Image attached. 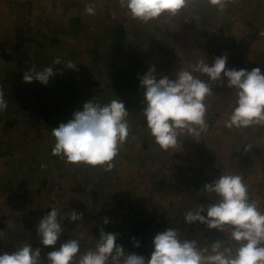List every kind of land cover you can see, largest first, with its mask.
Listing matches in <instances>:
<instances>
[{
  "label": "rangeland",
  "instance_id": "1",
  "mask_svg": "<svg viewBox=\"0 0 264 264\" xmlns=\"http://www.w3.org/2000/svg\"><path fill=\"white\" fill-rule=\"evenodd\" d=\"M4 0H0V18H3V22L0 23V28L5 27L8 20V14H12L10 11V7L8 4V0L6 1V5L4 6ZM11 1V0H10ZM27 1V0H26ZM30 2V6L27 7L26 14V23L27 26L34 31L35 36L43 35V43L45 46V50L49 53H60L64 50L65 47H69L73 38H69L67 40V35H60L61 41L54 44H49L50 38L53 33V29L56 27V22L49 18H43L42 16H51L53 18L61 17L63 14L69 18L70 16H75L80 13L83 19H90L93 21V18L96 20H101L100 25L103 24V19L106 18V8L102 7V11L104 13L102 17H97V11H95V15H87L84 12L85 6L88 4L94 5L95 2L100 3L101 6L103 0H76L79 3V6L75 4V0H28ZM118 2V0H116ZM66 7V10H64ZM211 8L209 15H204V11H207ZM254 7L249 4L247 0H235L234 3L229 4L224 11H219L213 7H210L206 2L199 3L195 6L190 5L189 7L182 10L175 17L169 18L168 16H162L159 20L150 21L146 27L143 28L144 31H141L137 34L139 30L135 29L136 25H128L131 29V34L128 36L127 45L129 50L132 51L134 49H141L144 52L141 54L140 63L145 64L146 61L150 66H155L158 68L160 72H156L157 79L162 75H166L169 79H173L174 75L178 73L181 69L191 70V66L197 63L200 60L205 59V62L211 65L213 59L216 57L211 45L209 43L211 33L216 34L217 26H225L224 21H226L225 17L229 16L232 20L231 24H226V32L229 35L236 34L237 37H240L244 34V29L246 26L244 23L248 21L252 26L251 30L255 29V26H263L264 25V11L262 14H258L256 7L252 11ZM4 10V11H2ZM108 12H112L110 17H116L114 11L121 17L128 18L126 15L125 9L121 8L120 5L108 6ZM122 11V14H121ZM234 13V16H230ZM238 15H241L243 19H237ZM28 17H31L34 23V27L30 25ZM25 16L23 17L24 21ZM47 22H50L49 24ZM224 23V24H223ZM138 25V24H137ZM225 26V27H226ZM248 27V26H247ZM224 29V28H223ZM256 32V31H254ZM213 36V35H212ZM89 37V36H87ZM95 39V36L93 35ZM155 40H159L165 46L163 48H159L156 44ZM105 41V40H104ZM103 42V39L101 40ZM52 48H51V47ZM242 49L241 46H239ZM257 50V49H256ZM147 52V53H146ZM80 54V53H79ZM247 51H244V56H246ZM223 55L222 53L219 54ZM85 52H81L80 61L68 58L67 61H71L73 63L83 62L85 59ZM76 57V56H75ZM218 57V56H217ZM249 56L245 57L248 58ZM4 63V59L0 57V65ZM37 71L42 70L44 68L43 64L39 65ZM66 67V66H65ZM112 65L104 66L105 71H110ZM73 70V69H71ZM70 71H65V69H60L59 75L63 78L70 74ZM156 71V70H155ZM264 72V68L261 70ZM194 75H200L199 73H193ZM99 81L98 87L104 89L105 91L113 90L114 95L123 93L122 89H118L115 91V82H111V79H107L104 77V74H100V76L95 78ZM126 79V77H125ZM200 79L207 81L208 78L205 74L200 75ZM12 78L3 79V82L0 84V91L4 93L5 99L9 100L11 111L7 112L6 110L0 111V140L4 141L3 144L0 145V217L9 224V226L13 227V232L18 235L13 243H17L18 241H24L33 235L30 234L31 230L28 228L26 224L27 221L36 219V226L39 220L46 215L42 213V208L44 205L48 203L47 196L45 193L50 194L51 201L49 204L52 208H56L57 210L63 209L61 212V216L64 218L60 221L61 227L63 228V232L60 237H65L63 235H67L69 237L75 236H85L83 234L88 233V214H85L84 211L87 208L81 206H77L73 204L76 199H84L87 203L86 207L91 206V198H87L82 196L75 189L72 188V185L75 181V176L79 177V173L76 170L77 165L65 163L61 158L54 156L51 154L52 148L54 146L55 140L52 136V128L57 127L61 122H67V118L70 116L64 113H61L66 107L70 108L72 111H66L67 114L71 113V118L74 109H77L81 103L76 99L75 102H69V99L57 100L54 101L55 104L48 106L43 103L41 99H36L34 101L25 102L23 100L22 94L25 90L31 91V83L37 82L33 80L32 82H24L22 77L17 79L16 83L12 82ZM226 82V78L224 83ZM223 83H213L212 84V95H209L205 104L207 106L206 112V122L208 128L206 131L202 132L198 138H194L182 134L178 138V144L175 149H181L191 157L198 156L200 160L212 157L209 160L208 165H200V179L197 186V189L190 187L187 182H179L180 186L177 187L176 190H167L163 192L164 187L159 185L156 189L153 190V196L161 194L164 195L163 199L168 197L178 196L181 197L184 194H188L187 196H183L181 198L182 202H187L184 206L183 203H179L178 208L181 210L184 209L186 211L195 210L197 207H194V201H198L201 199L211 198L214 202L215 196L203 194L200 190L203 188V179H211L210 177L217 173V178L220 176L219 173L224 174H236L242 177V180L245 179L240 173V169L238 165L242 161L240 157V153L246 154L248 151L245 150L246 145H251V151L257 156L252 160V166L248 168L249 171L246 172L248 181L254 180L255 184L251 188V196L250 200L256 201L259 207V210L264 213V158L263 163L260 164L261 158L264 157V126L253 125L250 127H242V128H226L224 126V122L228 119L231 111V104H227L224 107V99H221L219 94L213 90V86L222 87ZM31 87V88H30ZM111 88V89H109ZM79 92H82L81 88H78ZM20 92V93H19ZM128 96L132 100L128 103L124 102V105L128 111L136 110L137 103H141L142 107V94H138V90L131 91L130 88H127ZM222 92L225 93L224 90ZM98 93V92H96ZM7 97H6V95ZM104 94V93H103ZM120 96V95H119ZM221 99V105H220ZM66 103V104H65ZM37 105V106H33ZM224 107V108H223ZM74 110V111H73ZM139 110V109H138ZM38 112V118H35L34 115ZM9 115H14L13 119L9 118ZM128 121V120H127ZM30 122V123H28ZM134 124L133 121L130 122ZM130 124V125H131ZM140 129L142 130L141 125ZM138 126V127H139ZM27 130V132H25ZM147 132V131H146ZM149 134V132H147ZM45 136L44 138H40L38 135ZM52 136V138H49ZM198 140V141H197ZM129 139L126 140L124 145L127 143L129 145ZM185 141V143H184ZM139 142V141H138ZM136 142L135 148H138L139 143ZM134 143V142H133ZM123 145V146H124ZM150 151L146 153V157L142 161H138L133 158L131 155V151L128 153H121L118 155L115 160L117 163L114 164L110 173L107 174V177H110V181H114L115 173H120L122 175V179L120 182L114 183L111 188L114 190H121L129 181L131 180V175L135 172L138 179L142 181L144 184L145 175L150 169H153L159 162H163L167 160L168 155L173 149H168L167 151L161 150L160 147L155 143L149 146ZM153 149H157V153L153 152ZM30 153V158L26 159V156ZM28 157V156H27ZM231 157L234 159V163L230 160H226ZM34 158H37L36 163L33 164L32 169H30L27 174L23 173V168L28 169L26 166L28 162H33ZM52 159V163L49 166L48 177L46 181H43L41 178V171L38 167H42V164L46 163ZM259 158V162L257 159ZM225 161V163L222 162ZM177 162H180V159H176ZM204 161V160H202ZM114 163V162H113ZM260 164V166H259ZM39 165V166H38ZM219 166L220 170L217 172L215 167ZM222 169V170H221ZM167 171V175L165 177L166 181H170L175 183V171ZM240 173V174H239ZM9 178H13L12 183H9ZM22 178V179H20ZM251 182V181H250ZM58 185H62L60 188ZM189 191L194 192V199L189 194ZM260 195V196H259ZM262 195V196H261ZM200 197V198H195ZM116 199V198H114ZM175 200V199H174ZM65 203V204H64ZM156 208L153 211V217L155 221L162 220L163 212L167 213L168 208H162V205L159 202H152ZM174 205V204H173ZM99 206V205H98ZM150 207V206H149ZM151 208V207H150ZM172 209H174L172 207ZM75 210L77 213H83V217L81 221H70L66 218L67 213ZM145 211H149V208ZM97 212V210H96ZM146 212V213H147ZM143 213V214H142ZM141 214H137L138 221L142 224L145 220L143 211ZM183 213V211L181 212ZM179 213V214H181ZM179 214L177 217H179ZM64 215V216H63ZM100 214L99 216H101ZM185 215V213L183 214ZM170 220L173 219L174 214L169 215ZM154 221V220H153ZM166 222V221H165ZM202 228L200 230H188V235L192 236V238H196L195 235L201 234L203 235L201 240L204 242L202 247H209L211 244L217 239H223L227 245L235 246V242L227 239V234L224 232H220L216 229H212L214 231L212 233L213 238L211 240H206V230L208 228L201 224ZM165 227V225H163ZM211 230V229H210ZM79 233V234H78ZM0 238L2 240V247H5L6 244H12L10 241V236L1 232ZM149 238V237H148ZM186 239V236L183 237ZM9 244V245H10ZM15 250L14 248L5 250L4 252L11 253ZM3 252V253H4ZM0 254H2L0 252ZM46 255V254H45ZM45 256L41 257L42 261Z\"/></svg>",
  "mask_w": 264,
  "mask_h": 264
},
{
  "label": "clouds",
  "instance_id": "2",
  "mask_svg": "<svg viewBox=\"0 0 264 264\" xmlns=\"http://www.w3.org/2000/svg\"><path fill=\"white\" fill-rule=\"evenodd\" d=\"M202 2L224 11L235 0H118L130 19L145 24L165 15L175 17L190 5ZM95 11L94 5L85 6V14L95 15ZM226 62V54L215 57L211 65L203 59L192 65L190 71L181 69L173 79L166 75L157 79L155 66H150L139 77L143 97L141 113L146 119L149 134L161 150L175 149L182 134L196 140L207 130L205 100L213 94L212 84L224 83L225 78L226 86L235 89V100L224 126L229 129L264 126V73L259 67L250 71L229 69ZM58 64L76 68V63H62L59 57L53 61V65ZM53 68L46 66L37 71L33 66L23 72L22 79L47 85L54 75ZM193 73L205 74L208 80H202L200 75ZM7 107L4 93L0 91V111ZM128 116L129 112L119 98L106 104L93 99L85 101L82 110L74 111L71 119L52 128L55 143L51 154L65 163L99 166L104 171H111L119 147L129 135ZM250 149L251 145L245 146L246 151ZM200 191L214 194V202L199 204L195 210L187 211L184 222L202 223L209 229L224 232L235 246L217 239L210 248L200 247L195 240L181 239L177 228H167L153 236L150 256L145 258L135 252H127L116 243L117 234L101 228L92 249L81 252L76 239H67L56 248L63 232L60 220L65 217L60 218V212L51 208L36 226L41 245L53 248L47 252L46 261L41 260L40 248L34 249L24 243L11 253L0 254V264H264V213L256 201L250 200L242 177L222 173L205 183ZM82 217L83 213L75 210L66 215L70 221H81ZM103 223H108L107 218ZM139 246V241L135 240L134 247Z\"/></svg>",
  "mask_w": 264,
  "mask_h": 264
},
{
  "label": "trees",
  "instance_id": "3",
  "mask_svg": "<svg viewBox=\"0 0 264 264\" xmlns=\"http://www.w3.org/2000/svg\"><path fill=\"white\" fill-rule=\"evenodd\" d=\"M247 1H249V4L254 7L252 11H255L254 9L259 7L256 8L257 13L262 14L264 11V0ZM3 3L5 6L6 1L4 0ZM8 4L12 14H8L9 17L6 21L7 25L0 28V57L4 59V63L0 65V84L3 82V79L9 77L13 79V83H16L19 77H23V72L33 68V66H35L36 70L38 67H40V64H43L44 67H54V75L49 78L47 85H43L39 81L36 83L32 82V90L27 92L25 90L23 93H21L25 102L30 103L36 99H41L43 103L51 106L55 104L54 101H56V99L59 101L69 99V102H75L77 99L80 103L84 99L81 105L77 109H74L82 110L83 103L90 99H93L95 102L100 104H106L115 98H119L121 101L123 100L128 103L134 96L131 98L128 96L127 88H130V94L131 91L136 90H138V94L142 93V89L139 87V77L148 70L149 65L147 61L145 64L140 63L139 58H141V54L144 52L143 50L137 48L132 51L129 50L130 48H128L127 41L128 36L132 31L128 25H136L135 29L137 30L141 28L137 32L138 34L139 32L144 31L143 28L146 27L147 24L141 23L137 20H132L129 17H121L115 11L113 13H115L116 17H110L112 12H108L107 8L110 5L114 7L118 5L119 3L116 0H103L101 6H98L100 5L98 2L94 3L98 14L97 17H102L104 10L102 11L101 9L102 7L106 8L105 16L108 19H103L102 25H100L101 20H96V18H93L92 21L90 17L83 19L80 13L74 17L70 16L69 18H67L64 14L61 17H59V15L57 18L47 15L42 16V19L49 18L57 24L53 29V33L48 45L54 44L53 42H60V35L66 34L67 40L68 36L69 38H73L70 46H64V50L60 53L47 52L45 50V46L42 45L43 35L35 36L33 34L34 31H32L27 26L28 23H26L25 19L27 17V7L28 5L30 6V2L28 0H8ZM75 4L79 6L78 1L76 0ZM64 10H66V7ZM210 12H212L211 8L207 11H204V15H209L211 14ZM24 16L25 18L23 21L22 19ZM230 16H234V13H232ZM31 19V17H28L30 25L34 27V23L31 22ZM225 19V26L226 24H231L232 20L229 16H226ZM237 19H243V17L238 15ZM1 22H3V18H0V23ZM47 23L49 24L50 22ZM244 24L246 26V29L244 30L246 31H244V34L240 37H237V35L233 33L229 35V33L226 32L227 26L220 27L218 25L216 34L211 33L209 43L216 57L219 56L220 53L227 55L226 68H243L250 71L252 68L259 67L262 70L264 68V25H256L255 29L251 30L252 26L248 21H246ZM93 35L95 36V39L93 38ZM102 39L103 42H101ZM155 42H157L156 44L159 48H163L165 46L159 40H155ZM239 46H241L242 49H240ZM244 51H247L246 56H244ZM81 52H85L84 58L87 59H85L83 62L76 63V68L73 70L65 67L63 64L53 65V61L57 57L60 58L62 63L68 62L66 60L68 58L80 61ZM247 56L249 57L245 58ZM108 65H112V68L110 71H105L104 66ZM60 69H65V71L71 70V72L68 76L62 78L59 75ZM155 70L157 73L160 72L156 67ZM102 73L104 74L105 78L111 79V82H115V85H117V87H115L116 92L118 89H122L124 92L115 96L113 90L105 91L104 89L99 88V81L95 78L100 76ZM221 86L222 87L220 88L219 86L215 85L213 86V90H216L215 92H217L219 96L222 95L220 98L224 99V107H226L227 104H231V111L232 107L234 106L235 89L228 88L226 86V82ZM78 88L82 89L81 93H78ZM222 90H224L225 93L222 92ZM221 99L219 102L220 105ZM6 101L8 103L6 111L9 112L12 108L10 106L9 100L6 99ZM32 105L37 106L34 104ZM142 108L143 107L141 103H137L136 110L133 109L132 111H128L129 116L127 117V120L129 125V135L127 139L130 141L129 145H127V143L125 145L124 143L120 145L118 153L119 155L121 153H128L131 151L132 157L138 161H142L144 157H146V153H149L151 149L149 146L155 144L153 137L147 133L149 130L146 124V119L141 113ZM69 110L72 111L70 108L66 107L61 111V113L66 115L65 118H67L68 115L70 116V118H67V121L71 119V113L67 114L66 112H69ZM37 114L38 112L36 115H34L35 118L39 117ZM9 116V118H14V115ZM131 121H133L134 124H131ZM139 125H141L142 130L140 129ZM25 132H27V130H25ZM38 136L40 138L45 137L41 136L40 134ZM49 138H52V136ZM3 142L4 141L0 140V145L3 144ZM136 142H138L139 145L138 148L134 149L132 146H135ZM153 152L157 153V149H153ZM29 155L30 153H28V157L26 156V159L30 158ZM118 155L115 158H117ZM256 156L257 155L251 150H249L246 154L240 153L242 161L238 165V168L240 169L239 172L242 173L244 177H246L243 179V183L248 188L249 197H252L251 188L254 186L255 182L251 179V182L248 181L249 178L247 177L246 172L249 171L248 168L253 167L252 160L255 159ZM177 158L180 159V162L176 161ZM198 158L199 154L198 156L191 157L186 154L182 148L173 149L168 155L167 160H164L161 163L159 162V164L153 169H150V171H148L145 175H142L145 176L144 184H142L140 179L135 177L137 173L134 172L130 177L131 180L129 181V184L127 183V186L125 185V187L117 191L112 189L111 186L114 183L120 182L119 180H121L123 177L120 175V173H115L114 181H110V177H107V174L110 173L109 171H104L99 166L94 168L84 164H77L76 170L79 173V177L75 176V181L72 185V188L74 190L76 189L80 193L81 198L82 196L91 198L92 203L91 206L89 205V207H86L85 204L87 202L84 199H76L74 200L73 204L79 207L83 206L87 208L84 213L88 214V233L83 234L85 235L83 237L75 235H72L74 237H69L67 235H63L65 237H59L55 247L59 248L60 244L67 239H76L80 243L81 252H84L87 249H92L95 247L96 239L99 238V230L101 228H103L105 232L117 234L116 243L123 246L127 252H135L136 254L145 256V258L150 256L153 236L157 232H162L167 228H177L180 232L181 239L186 236L187 240H195L198 245L202 247V244H204V242L201 240L203 235L196 234V238H192V236L188 235L189 229L200 230L202 228V223H185L183 220V214L187 211L184 209V207L181 210L178 208L179 203H183L184 206L189 204L188 201L182 202L181 200L183 196H187L188 194H184L181 197H168L163 200L162 198L164 195L157 194L155 195V198L153 196V190L156 189V187H159V185L164 187V190H162L163 192L167 190H176L177 187L180 186V181L187 182L190 187L197 189V186L200 184L198 183L201 172L200 165H208L209 160L212 157L202 159L204 161ZM259 158H261L260 164H262L264 157L262 156ZM259 158L257 159L258 162ZM49 160L51 163L48 161L42 164V167H38V169L41 171L40 177L43 178V181L47 180L48 170L50 169L49 166L53 164L52 159L50 158ZM226 160H230L231 163L233 160L234 163V159H231V157L227 158ZM36 161L37 158H34L32 163L28 162L26 165L28 169L23 168V173L27 174V172L32 169L33 164L36 163ZM113 162L116 164L117 160L114 159ZM222 162L225 163L224 160H222ZM166 170L175 171V183H172L173 181L170 182L165 180L167 175ZM215 170L218 172L220 167L216 166ZM219 174L221 175V173ZM210 178L211 179H208V181L203 179V183H208L216 179L217 173L212 175ZM12 181L13 178H9L8 182L12 183ZM58 186L60 188L62 185ZM47 193L45 194L47 196L48 203L44 205L41 210L42 213L45 214H47V212H49L52 208V206L49 204L51 197L50 194ZM189 194L194 199V196H197L199 192L194 195V192L189 191ZM155 201L159 202V204L162 205V208H168L167 213L163 212L162 220L160 219L155 221V218L153 217V211L157 205L155 206L152 202ZM210 203H213V200L208 197L205 200L200 198L198 201H194V203L191 204H194V207H198L199 204L207 205ZM172 207L174 209H172ZM148 208L149 211H145ZM58 211L60 212V218H63L61 216L63 209L61 208ZM143 211L146 215H144L145 220L141 224L136 216L137 214H141ZM182 211L183 213H181ZM100 214L102 215L99 216ZM170 214H174L175 216L172 220H170ZM178 214L179 217H177ZM104 218H107V224L103 223ZM26 224L31 230L30 234L33 236L27 240L13 243L20 234L18 233V235H16L13 232V227L9 226V224H7V222H5V220L0 217V234L1 232H4L11 237L10 241H12V244L8 243L5 245V247H2V240L0 238V252L3 253L5 250L14 247L16 250V247H20L24 243H28L34 249L40 248L41 257L45 256L44 260H46L45 254L53 250V248L51 246L41 245L39 237L36 233V219L27 221ZM163 225H165V227ZM206 231L207 235L205 243L207 240H211L213 238L212 233L214 232L209 228ZM135 240L139 241V247H134Z\"/></svg>",
  "mask_w": 264,
  "mask_h": 264
}]
</instances>
